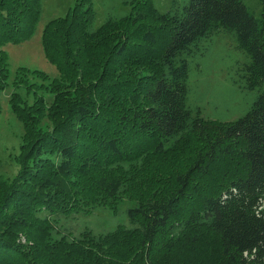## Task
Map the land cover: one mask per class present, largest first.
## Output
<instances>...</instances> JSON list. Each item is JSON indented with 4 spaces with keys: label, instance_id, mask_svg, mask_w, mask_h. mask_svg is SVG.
I'll return each instance as SVG.
<instances>
[{
    "label": "trees",
    "instance_id": "obj_1",
    "mask_svg": "<svg viewBox=\"0 0 264 264\" xmlns=\"http://www.w3.org/2000/svg\"><path fill=\"white\" fill-rule=\"evenodd\" d=\"M119 1L128 9L107 12L97 25L92 0H75L46 21L42 48L57 68L51 98L34 92L32 102L21 105L19 92H10L27 145L20 147L16 178L0 174V264H78L82 258L72 252L68 261L53 259L50 237L68 242L72 251L78 247L69 236L82 241L84 235L124 255L111 260L154 264L156 253L204 231L216 240V264H264V0L259 15L245 0H171L163 12L149 0ZM41 9V0H0V92L9 83L3 46L28 39ZM220 29L233 32L249 57L234 69L232 81L255 96L236 118L214 120L189 102L188 73L202 38ZM145 57L150 61L144 63ZM20 66L18 72L26 68ZM51 109L53 129L38 132ZM190 137V152L169 170L174 185L165 186L155 174L137 182L148 153H176ZM75 171L88 177L86 188L103 200L128 189L141 195L107 212L108 227L95 225L98 213L84 185L63 182ZM82 214L92 222H79ZM75 219L84 227L72 234L66 223ZM28 225L46 239L35 243Z\"/></svg>",
    "mask_w": 264,
    "mask_h": 264
},
{
    "label": "rangeland",
    "instance_id": "obj_2",
    "mask_svg": "<svg viewBox=\"0 0 264 264\" xmlns=\"http://www.w3.org/2000/svg\"><path fill=\"white\" fill-rule=\"evenodd\" d=\"M74 2L75 0H41V14L34 33L22 42H8L3 46L7 55L9 83L7 88L0 92V174L9 180H13L18 175L17 173L14 176L17 168L20 166V164L17 163V161L19 162L17 156L21 145H27V143L23 141L24 130L22 122L17 118L10 107V92L13 89L19 92L15 98L21 105L24 103H31L34 92L39 96L47 95L48 99L51 98L49 93L52 85V77L57 75V68L48 60L43 52L41 32L46 21L54 16L63 15ZM92 3L96 10L95 25L100 24L104 20L107 12L119 13L121 10L128 9V6H125L119 0H92ZM245 3L249 10L259 15L261 0H245ZM149 4L152 6L154 5L158 12H163L169 8L171 0H149ZM153 10L154 8L152 7V11ZM114 37L115 33L110 37V40L114 39ZM158 39L161 41L165 40L166 34L163 35L162 32L158 33ZM150 49H154V47ZM248 58L247 53L237 46L234 33L229 30L220 29L211 36L202 38L198 51L190 57L188 73L189 102H191L192 105H198L203 115L210 116L214 120L233 119L244 113L254 99L255 91L234 83L232 78L233 76L236 77L234 69L241 63L247 61ZM143 59L144 63L150 61V58L145 57ZM20 65H24L26 68L20 69L18 72L17 69L21 67ZM34 69H41L49 75L47 74V76H45L44 74L35 73L33 71ZM24 84L28 90L30 89L29 91L23 86ZM52 115L53 110L50 115L45 114L41 117L37 124L39 129L38 132L42 133L43 131H51L53 129L54 122L51 119ZM54 115L56 116L57 113L54 112ZM135 136L136 135L133 134L132 137ZM84 141L85 140H83V142ZM191 141L192 137H190L182 147L177 148L176 153L170 152L166 155L154 152L148 153L143 164H141L142 176L137 182L144 184L142 180L145 179V181L148 182L152 174H155V177H157L161 183L163 182L165 186L174 185L173 177L169 174V170L174 163L181 161L183 156L190 152V149L187 148V144ZM31 142L29 141V146ZM145 142L146 141H144L143 144H145ZM223 164L224 163L221 162L218 165H213V171H215L214 167ZM139 165L140 164L135 166L138 168ZM159 171H162V173H159ZM164 173L170 176L167 182L163 180ZM73 175L72 180L64 178L63 182L73 188L78 184L84 185V194L90 199L93 208L98 213V215L93 218V222L91 221V216L84 214L80 215L79 222L81 223L91 221L96 225L94 221H99L100 224L107 226L105 224V215L107 212L132 204L135 201L134 198L141 195L138 188L132 195L130 194V189H128L124 194L108 197V199L103 200L102 194H94L86 188L88 177L80 175L76 171ZM28 178H30L29 175ZM20 187L27 189L29 186L28 184H20ZM78 202L82 203L83 201L78 200ZM79 222L75 219L66 223L71 225L72 234L77 233L84 227V225H80ZM36 225L43 228L37 223ZM27 228L33 232L35 243L46 239V235L40 232L39 228H32L29 225ZM193 236L197 237L192 238ZM69 237L70 241L74 242L76 247H78L74 248L72 251H70L71 247L68 242H55L54 236L50 237L52 241L51 254L52 251L54 253L52 256L53 259L68 261L71 259V252L73 253L72 255L82 258L78 264H94L95 262L99 264H121L120 261L111 260V258L114 256L117 258H124L122 252H118L115 249L109 251L110 245L103 246V248L95 246L89 235L82 236V241L76 239L71 240V236ZM192 237L190 242H178L171 250L156 253L153 256V263L216 264L215 261H217L218 258L217 243L213 234L210 231H204L200 236L193 235L192 233ZM18 239L23 242L25 241L24 235ZM184 241H186V239H184ZM128 244L131 245V241H129ZM118 245L119 243L113 244L112 246L116 248ZM126 248L125 245H122L121 250L126 251ZM136 250H138V248ZM42 251L44 252V248H42ZM86 252L97 255L99 258L93 259L90 254L86 256L84 254ZM126 264H134V261L129 260Z\"/></svg>",
    "mask_w": 264,
    "mask_h": 264
}]
</instances>
